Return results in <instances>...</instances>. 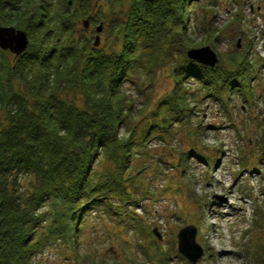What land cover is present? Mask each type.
Instances as JSON below:
<instances>
[{"label": "trees", "instance_id": "trees-1", "mask_svg": "<svg viewBox=\"0 0 264 264\" xmlns=\"http://www.w3.org/2000/svg\"><path fill=\"white\" fill-rule=\"evenodd\" d=\"M70 1H78L75 15ZM191 1H135L126 18L115 23L120 48L109 53L82 35L73 37V20L87 16L91 0H64L61 12L53 13L46 0L30 12L24 9L27 2L0 1V23L13 22L29 37L12 65L0 49V109L6 111V124L0 127V264H37L35 254L48 244L79 243L90 206H102L139 229L132 210L147 191L137 194L130 188L135 179L129 170L138 147L146 149L153 134L164 139L173 121L189 115V101L195 97L189 91L191 78L205 90L203 97L220 100L222 106L220 89L240 91L247 70L241 51L227 55L222 60L226 66L209 67L187 58V48L197 45L185 33ZM4 8L19 16L4 18ZM63 34L67 39L61 43ZM174 54L180 62L171 67L173 85L142 123L140 112L148 97L137 105L125 82L142 93L143 77L153 75L161 55ZM67 93L78 96L81 105ZM102 160L110 166L98 171ZM112 197L124 208L112 204ZM42 207L47 208L40 211Z\"/></svg>", "mask_w": 264, "mask_h": 264}, {"label": "rangeland", "instance_id": "rangeland-1", "mask_svg": "<svg viewBox=\"0 0 264 264\" xmlns=\"http://www.w3.org/2000/svg\"><path fill=\"white\" fill-rule=\"evenodd\" d=\"M20 1L28 3L24 9L30 12L41 0ZM46 1L50 12H61L64 0ZM135 1L91 0L87 16L72 19L73 37L82 35L94 46L98 35L94 47L108 53L118 51L121 36L115 32V23L126 18ZM77 6L78 1H70L73 15ZM186 11V36L197 43L190 47L209 45L218 57L216 64L222 66L229 54L241 51L245 55L247 70L240 91L220 89L226 104L222 106L220 100L203 97L205 90L191 78L189 91L195 97L189 101V115L173 121L164 139L153 134L148 147H138L131 159L129 170L135 186L130 188L137 194L147 191L132 210L139 229L118 221L102 206H90L81 221L79 243L61 240L48 244L35 254L37 264H259L264 259V0H192ZM13 12L4 8L1 15L19 16ZM84 19H88L86 27ZM99 24L102 29L97 32ZM1 51L5 62L12 65L14 55ZM179 62L178 54L161 55L153 75L143 77L142 93L133 82H125L137 105L148 97L140 112L142 123L170 91L171 67ZM13 86L20 89L17 80ZM67 97L81 105L78 96L67 93ZM5 117L1 108L0 127L6 124ZM96 166L103 171L110 163L102 160ZM109 200L123 207L119 198ZM46 224L43 222L41 231ZM187 225L195 227V241L202 249L195 262L178 251L177 233Z\"/></svg>", "mask_w": 264, "mask_h": 264}, {"label": "water", "instance_id": "water-1", "mask_svg": "<svg viewBox=\"0 0 264 264\" xmlns=\"http://www.w3.org/2000/svg\"><path fill=\"white\" fill-rule=\"evenodd\" d=\"M153 1V0H144ZM88 19L83 20V25L86 27ZM102 29L101 24L96 26V31L100 32ZM99 36H95L93 42L94 46L98 44ZM29 43L27 33L24 29L15 28L11 25L0 24V49L10 51L16 58L22 54ZM187 58L209 67H213L218 57L216 53L210 48L209 45H201L197 47H189L186 50ZM195 227L193 225H187L181 228L177 233L178 239V251L185 256L189 261L195 262L201 255L202 249L195 241Z\"/></svg>", "mask_w": 264, "mask_h": 264}]
</instances>
